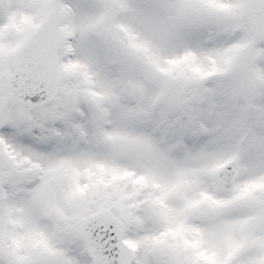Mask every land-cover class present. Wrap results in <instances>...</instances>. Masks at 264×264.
Returning <instances> with one entry per match:
<instances>
[{
    "label": "snow or ice",
    "instance_id": "obj_1",
    "mask_svg": "<svg viewBox=\"0 0 264 264\" xmlns=\"http://www.w3.org/2000/svg\"><path fill=\"white\" fill-rule=\"evenodd\" d=\"M0 264H264V0H0Z\"/></svg>",
    "mask_w": 264,
    "mask_h": 264
},
{
    "label": "rangeland",
    "instance_id": "obj_2",
    "mask_svg": "<svg viewBox=\"0 0 264 264\" xmlns=\"http://www.w3.org/2000/svg\"><path fill=\"white\" fill-rule=\"evenodd\" d=\"M72 2L77 4V5L84 6V7H87L90 4V2L88 0H76V1L72 0Z\"/></svg>",
    "mask_w": 264,
    "mask_h": 264
}]
</instances>
